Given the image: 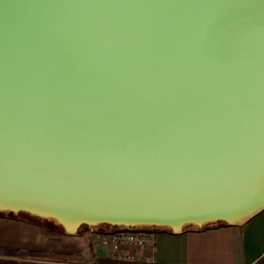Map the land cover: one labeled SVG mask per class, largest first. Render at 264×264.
Masks as SVG:
<instances>
[{
	"label": "water",
	"instance_id": "obj_1",
	"mask_svg": "<svg viewBox=\"0 0 264 264\" xmlns=\"http://www.w3.org/2000/svg\"><path fill=\"white\" fill-rule=\"evenodd\" d=\"M263 209L264 0H0L1 215L179 232Z\"/></svg>",
	"mask_w": 264,
	"mask_h": 264
},
{
	"label": "crops",
	"instance_id": "obj_2",
	"mask_svg": "<svg viewBox=\"0 0 264 264\" xmlns=\"http://www.w3.org/2000/svg\"><path fill=\"white\" fill-rule=\"evenodd\" d=\"M46 229L53 228L0 214V264H141L138 258L146 251L115 245L112 231L48 235ZM153 255L156 264H264V209L241 225L157 230Z\"/></svg>",
	"mask_w": 264,
	"mask_h": 264
},
{
	"label": "built area",
	"instance_id": "obj_3",
	"mask_svg": "<svg viewBox=\"0 0 264 264\" xmlns=\"http://www.w3.org/2000/svg\"><path fill=\"white\" fill-rule=\"evenodd\" d=\"M156 232L157 230H114L109 234V240L115 245H131L144 248L146 251L138 258V262L141 264H156L157 262L153 255Z\"/></svg>",
	"mask_w": 264,
	"mask_h": 264
},
{
	"label": "trees",
	"instance_id": "obj_4",
	"mask_svg": "<svg viewBox=\"0 0 264 264\" xmlns=\"http://www.w3.org/2000/svg\"><path fill=\"white\" fill-rule=\"evenodd\" d=\"M9 213H12V212H9ZM18 214H20V216H18V219L19 220H24V221H31V220H33L32 218H41V217H39L37 215L30 214V213H27V212H19ZM82 226H88V225H81L80 227H82ZM95 226H107V227L112 228L114 230H116L118 228H125L126 227V226H123V225H110V224H106V223L98 224V225H95ZM133 228H144V229L156 228V229H159L160 227L143 224V225H136ZM58 233H59V231H57L55 229H46V234H48V235H56ZM9 252L14 254L15 250H9ZM72 256L73 255H57V257L60 258V259H70ZM8 264H16V262L13 261V260H9Z\"/></svg>",
	"mask_w": 264,
	"mask_h": 264
}]
</instances>
